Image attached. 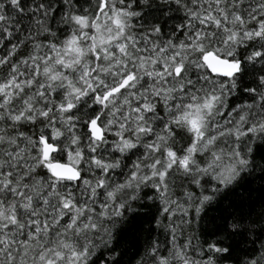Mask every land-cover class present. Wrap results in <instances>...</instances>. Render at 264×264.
Returning <instances> with one entry per match:
<instances>
[{
    "label": "snow or ice",
    "instance_id": "snow-or-ice-1",
    "mask_svg": "<svg viewBox=\"0 0 264 264\" xmlns=\"http://www.w3.org/2000/svg\"><path fill=\"white\" fill-rule=\"evenodd\" d=\"M0 264H264V0H0Z\"/></svg>",
    "mask_w": 264,
    "mask_h": 264
}]
</instances>
